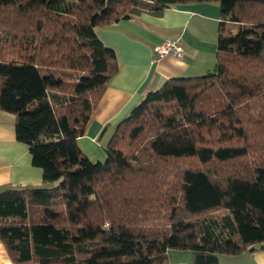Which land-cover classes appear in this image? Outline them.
<instances>
[{"label":"trees","instance_id":"obj_1","mask_svg":"<svg viewBox=\"0 0 264 264\" xmlns=\"http://www.w3.org/2000/svg\"><path fill=\"white\" fill-rule=\"evenodd\" d=\"M220 9L216 64L172 78L121 121L104 163L77 139L115 52L96 29L132 8ZM0 110L49 188L0 192L14 264H217L264 248V0H0Z\"/></svg>","mask_w":264,"mask_h":264},{"label":"crops","instance_id":"obj_2","mask_svg":"<svg viewBox=\"0 0 264 264\" xmlns=\"http://www.w3.org/2000/svg\"><path fill=\"white\" fill-rule=\"evenodd\" d=\"M219 21L216 3H187L162 11L132 8L127 19L97 28L100 41L116 54L118 71L77 139L81 151L85 154L97 143L107 146L117 125L165 81L211 72ZM166 40H178L182 57L158 56L155 49ZM14 126L15 116L0 110V192L44 187L42 170L32 165L28 147L16 140ZM167 260L168 264H195L187 250H169ZM0 264H14L1 239ZM217 264H264V248L253 246L237 256H220Z\"/></svg>","mask_w":264,"mask_h":264},{"label":"built area","instance_id":"obj_3","mask_svg":"<svg viewBox=\"0 0 264 264\" xmlns=\"http://www.w3.org/2000/svg\"><path fill=\"white\" fill-rule=\"evenodd\" d=\"M159 57L172 55L173 57H182L183 51L178 40H166L155 49Z\"/></svg>","mask_w":264,"mask_h":264},{"label":"rangeland","instance_id":"obj_4","mask_svg":"<svg viewBox=\"0 0 264 264\" xmlns=\"http://www.w3.org/2000/svg\"><path fill=\"white\" fill-rule=\"evenodd\" d=\"M212 71V70H211ZM134 109V108H133ZM96 146H94V148H90L89 152H86L85 154L83 153V155L89 159L90 162L92 163H104L105 159H106V153H105V148L106 146H104V143H97L95 144ZM57 184V182L55 184H52L51 186H55ZM49 184H46L44 187H48Z\"/></svg>","mask_w":264,"mask_h":264}]
</instances>
